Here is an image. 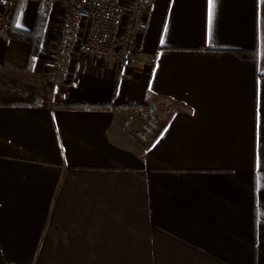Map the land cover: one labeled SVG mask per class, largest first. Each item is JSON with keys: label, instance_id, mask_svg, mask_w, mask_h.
Instances as JSON below:
<instances>
[{"label": "crops", "instance_id": "obj_1", "mask_svg": "<svg viewBox=\"0 0 264 264\" xmlns=\"http://www.w3.org/2000/svg\"><path fill=\"white\" fill-rule=\"evenodd\" d=\"M41 4L32 70L0 30V80L44 97L0 105V264H264V0H149L131 65L75 51L57 85L63 2L13 26Z\"/></svg>", "mask_w": 264, "mask_h": 264}, {"label": "built area", "instance_id": "obj_2", "mask_svg": "<svg viewBox=\"0 0 264 264\" xmlns=\"http://www.w3.org/2000/svg\"><path fill=\"white\" fill-rule=\"evenodd\" d=\"M64 5L60 34L47 52L49 81L62 83L70 72L75 51L96 61L116 60L121 66L132 64L139 35L147 26L149 0H61ZM51 0H44L48 5ZM19 0H0V30L14 23ZM154 112L138 131L148 141L158 129Z\"/></svg>", "mask_w": 264, "mask_h": 264}, {"label": "trees", "instance_id": "obj_3", "mask_svg": "<svg viewBox=\"0 0 264 264\" xmlns=\"http://www.w3.org/2000/svg\"><path fill=\"white\" fill-rule=\"evenodd\" d=\"M19 6L17 7L14 17L16 16L17 11L21 7V0H19ZM43 4L40 5V10L36 17V22L32 30L30 31H22L16 29L13 25L8 30L9 34L14 37H19L25 39L31 44V52L28 59V63L26 65L27 70H32L34 66V62L36 57L39 56L43 49H42V35L45 26V15L43 12ZM235 52L244 59H249L255 64L257 63L258 59V50L257 47L254 48H240L236 49ZM44 97L39 93L29 91L23 89L19 86H16L13 83L0 80V105H15V106H39L43 104ZM125 107L131 108H142L144 105H137V104H130V105H122ZM146 106V105H145Z\"/></svg>", "mask_w": 264, "mask_h": 264}, {"label": "rangeland", "instance_id": "obj_4", "mask_svg": "<svg viewBox=\"0 0 264 264\" xmlns=\"http://www.w3.org/2000/svg\"><path fill=\"white\" fill-rule=\"evenodd\" d=\"M3 76L0 75V78H2ZM19 83L23 86H28V81H26L25 83H23L22 81H19Z\"/></svg>", "mask_w": 264, "mask_h": 264}]
</instances>
